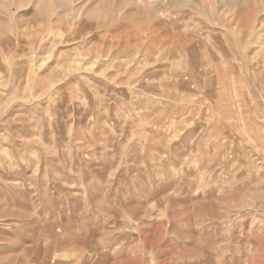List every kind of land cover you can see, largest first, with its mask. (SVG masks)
Masks as SVG:
<instances>
[{"label": "rangeland", "instance_id": "374dc122", "mask_svg": "<svg viewBox=\"0 0 264 264\" xmlns=\"http://www.w3.org/2000/svg\"><path fill=\"white\" fill-rule=\"evenodd\" d=\"M0 264H264V0H0Z\"/></svg>", "mask_w": 264, "mask_h": 264}]
</instances>
